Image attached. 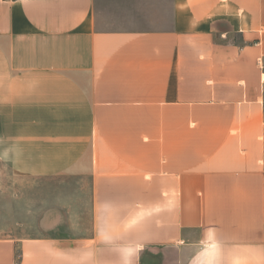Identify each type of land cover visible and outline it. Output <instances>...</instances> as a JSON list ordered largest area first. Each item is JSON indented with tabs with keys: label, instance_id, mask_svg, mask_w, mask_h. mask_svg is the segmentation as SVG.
<instances>
[{
	"label": "crops",
	"instance_id": "crops-1",
	"mask_svg": "<svg viewBox=\"0 0 264 264\" xmlns=\"http://www.w3.org/2000/svg\"><path fill=\"white\" fill-rule=\"evenodd\" d=\"M0 166L79 186L0 264H264V0H0Z\"/></svg>",
	"mask_w": 264,
	"mask_h": 264
},
{
	"label": "rangeland",
	"instance_id": "rangeland-1",
	"mask_svg": "<svg viewBox=\"0 0 264 264\" xmlns=\"http://www.w3.org/2000/svg\"><path fill=\"white\" fill-rule=\"evenodd\" d=\"M78 187L60 178H24L9 167L0 166V238L38 236L37 225L43 212L68 200L76 202L74 193ZM144 259L149 264H160L163 257L147 253Z\"/></svg>",
	"mask_w": 264,
	"mask_h": 264
},
{
	"label": "built area",
	"instance_id": "built-area-1",
	"mask_svg": "<svg viewBox=\"0 0 264 264\" xmlns=\"http://www.w3.org/2000/svg\"><path fill=\"white\" fill-rule=\"evenodd\" d=\"M17 264H19V263H17Z\"/></svg>",
	"mask_w": 264,
	"mask_h": 264
}]
</instances>
